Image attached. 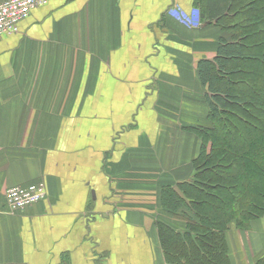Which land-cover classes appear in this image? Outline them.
Returning a JSON list of instances; mask_svg holds the SVG:
<instances>
[{"label":"crops","instance_id":"crops-1","mask_svg":"<svg viewBox=\"0 0 264 264\" xmlns=\"http://www.w3.org/2000/svg\"><path fill=\"white\" fill-rule=\"evenodd\" d=\"M194 9L47 0L0 36V264H167L160 190L193 174L190 128L208 122L197 62L220 36ZM38 183L44 200L7 212V189ZM226 243L230 264H255L264 221Z\"/></svg>","mask_w":264,"mask_h":264},{"label":"trees","instance_id":"trees-1","mask_svg":"<svg viewBox=\"0 0 264 264\" xmlns=\"http://www.w3.org/2000/svg\"><path fill=\"white\" fill-rule=\"evenodd\" d=\"M194 0L220 29L215 56L197 62L208 107L189 180L160 190L156 222L167 264H230L226 233L264 221V0ZM255 264H264V256Z\"/></svg>","mask_w":264,"mask_h":264},{"label":"built area","instance_id":"built-area-1","mask_svg":"<svg viewBox=\"0 0 264 264\" xmlns=\"http://www.w3.org/2000/svg\"><path fill=\"white\" fill-rule=\"evenodd\" d=\"M47 4V0H7L0 3V36L19 32V24L36 10ZM46 197L43 183L28 187L9 188L4 193L7 212L21 211Z\"/></svg>","mask_w":264,"mask_h":264}]
</instances>
